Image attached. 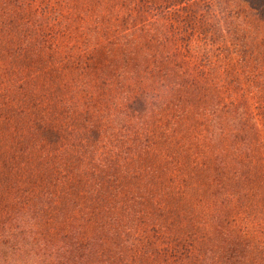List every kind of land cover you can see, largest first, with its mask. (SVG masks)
<instances>
[{"label":"rangeland","instance_id":"1","mask_svg":"<svg viewBox=\"0 0 264 264\" xmlns=\"http://www.w3.org/2000/svg\"><path fill=\"white\" fill-rule=\"evenodd\" d=\"M0 264H264V0H0Z\"/></svg>","mask_w":264,"mask_h":264},{"label":"trees","instance_id":"2","mask_svg":"<svg viewBox=\"0 0 264 264\" xmlns=\"http://www.w3.org/2000/svg\"><path fill=\"white\" fill-rule=\"evenodd\" d=\"M71 257H76L75 254L74 255H71Z\"/></svg>","mask_w":264,"mask_h":264}]
</instances>
